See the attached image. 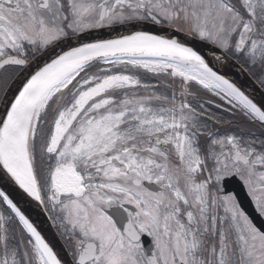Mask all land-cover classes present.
<instances>
[{
	"label": "snow or ice",
	"instance_id": "snow-or-ice-1",
	"mask_svg": "<svg viewBox=\"0 0 264 264\" xmlns=\"http://www.w3.org/2000/svg\"><path fill=\"white\" fill-rule=\"evenodd\" d=\"M230 63L264 87V0H0V264H264L227 187L264 218V101Z\"/></svg>",
	"mask_w": 264,
	"mask_h": 264
},
{
	"label": "water",
	"instance_id": "water-1",
	"mask_svg": "<svg viewBox=\"0 0 264 264\" xmlns=\"http://www.w3.org/2000/svg\"><path fill=\"white\" fill-rule=\"evenodd\" d=\"M144 30H150V29L148 27H146ZM120 31H127V28L120 27L117 30L103 29L100 31H93V36L98 37V36H102V35H105L108 33L120 32ZM168 31L170 32L171 30H168ZM181 38L186 39L183 36H181ZM205 51L207 53V56L209 55V52H213L210 48L205 49ZM217 54H219V53H217ZM229 65L232 67H235L234 63H230ZM236 75L237 74H234V76H232V75L231 76H232V78H235L238 81V83H240L247 91L253 89L255 91V93H251V94L255 97L256 100L264 101V91L261 90L253 80H251L250 78H247V79L243 78L240 75H237V77H236ZM33 216L35 217L37 222L41 225V228L45 232L46 236L52 241V243L58 249H60L62 247L63 243L61 242L60 238L57 236V233L55 232L51 223L47 219L46 214L43 213L39 208H34ZM64 258H65V260H70L69 256H65Z\"/></svg>",
	"mask_w": 264,
	"mask_h": 264
},
{
	"label": "flooded vegetation",
	"instance_id": "flooded-vegetation-1",
	"mask_svg": "<svg viewBox=\"0 0 264 264\" xmlns=\"http://www.w3.org/2000/svg\"><path fill=\"white\" fill-rule=\"evenodd\" d=\"M148 27L150 30H152V28H153V26L150 24L148 25ZM98 30H101V29H98ZM227 187L232 191H239L240 197L242 199V203L244 206L249 207V208H251V207L254 208V206L251 205L249 202V198L246 195V190L241 188L240 182L238 179L232 180L231 178H229V182L227 184ZM261 219L264 220V218H261Z\"/></svg>",
	"mask_w": 264,
	"mask_h": 264
},
{
	"label": "bare ground",
	"instance_id": "bare-ground-1",
	"mask_svg": "<svg viewBox=\"0 0 264 264\" xmlns=\"http://www.w3.org/2000/svg\"><path fill=\"white\" fill-rule=\"evenodd\" d=\"M121 34H127V31H120V32H112V33H108V34H105V35H102V36H98V38H112V37H115L117 35H121ZM216 55H219L216 53ZM209 58H211L213 56V52H209ZM228 72L230 75L234 76V74H237V75H240L241 77L243 78H248L244 72H241L240 68L237 67L235 65V67H232V66H228ZM236 75V77H237ZM235 79V78H233ZM236 80V79H235ZM238 82V81H237ZM249 93H255V91L252 89V90H249L248 91Z\"/></svg>",
	"mask_w": 264,
	"mask_h": 264
},
{
	"label": "trees",
	"instance_id": "trees-1",
	"mask_svg": "<svg viewBox=\"0 0 264 264\" xmlns=\"http://www.w3.org/2000/svg\"><path fill=\"white\" fill-rule=\"evenodd\" d=\"M258 82V81H257ZM259 83V82H258ZM262 87V86H261ZM264 89V87H262Z\"/></svg>",
	"mask_w": 264,
	"mask_h": 264
}]
</instances>
